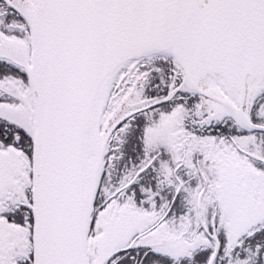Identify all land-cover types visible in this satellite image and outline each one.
<instances>
[{"label":"snow or ice","instance_id":"obj_1","mask_svg":"<svg viewBox=\"0 0 264 264\" xmlns=\"http://www.w3.org/2000/svg\"><path fill=\"white\" fill-rule=\"evenodd\" d=\"M0 264H264V0H0Z\"/></svg>","mask_w":264,"mask_h":264}]
</instances>
